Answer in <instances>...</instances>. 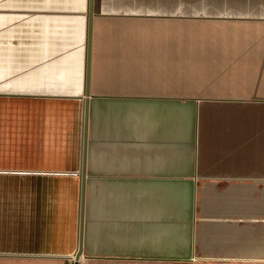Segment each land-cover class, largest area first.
Listing matches in <instances>:
<instances>
[{"label": "crops", "instance_id": "0c3cea01", "mask_svg": "<svg viewBox=\"0 0 264 264\" xmlns=\"http://www.w3.org/2000/svg\"><path fill=\"white\" fill-rule=\"evenodd\" d=\"M27 1L41 5L32 9L64 13L33 19L19 30L16 25L10 28L8 56L0 55L7 68L0 77L27 92L30 101L83 109L89 0ZM110 5L114 4L98 0L92 5L88 178L80 264L191 260L196 252L220 245L221 250H251L235 243L240 231L235 219L241 217L242 202H255L251 193L258 187L242 184L231 174L238 170L234 162H220L221 154H231L227 150L237 134L220 128V118L240 116L225 108L264 104V0H220V34L199 32L195 35L202 39L182 47L162 46L160 37L146 34L139 22L99 18L101 12L117 10ZM83 11L86 14L78 13ZM18 41L23 43L19 50ZM3 50L0 46V53ZM204 106L223 108L212 116L218 119V128L202 120L199 108ZM76 134L77 125L75 138ZM81 150L82 129L80 152H71L69 161L49 169L78 178H70L79 187L78 222ZM73 203L65 197L59 205L69 212L74 211ZM250 213L249 207L248 217ZM77 244L78 235L75 247L53 243L8 248L72 253H17L3 261L74 264L71 255Z\"/></svg>", "mask_w": 264, "mask_h": 264}, {"label": "rangeland", "instance_id": "374dc122", "mask_svg": "<svg viewBox=\"0 0 264 264\" xmlns=\"http://www.w3.org/2000/svg\"><path fill=\"white\" fill-rule=\"evenodd\" d=\"M98 1L114 4L110 6L117 9L101 12L99 18L123 19L130 24L139 22L146 34L155 33L154 36L160 37L162 46L170 43L182 47L187 41H198L202 39L195 35L199 32L205 36L220 34V0ZM27 2L33 4L27 5ZM40 6L36 1L0 0V46L5 49L1 56L9 53L10 28L16 25L19 30L26 28L33 19H49L64 13L32 9ZM78 13L86 14L84 11ZM187 31L189 34H184ZM18 42L19 50L24 40ZM5 62L0 61V72L7 68V64L1 65ZM15 86H10L7 78L0 77L1 264H8L3 260L15 258L17 253H72L22 252L8 248L53 243L75 247L78 235L79 187L70 182V178H78L68 172L49 169L66 159L69 161L71 152H80L83 109L30 101L26 96L28 93ZM221 109L220 106H204L199 108V113L204 115L202 120L209 121L216 129L218 119L212 116L220 114ZM225 109L240 116L220 118V128L223 126L237 132L231 149L227 150L231 154H221L220 162H234L238 170L231 174L239 177L242 184H256L258 187V191L251 193L255 202L251 205L242 202L241 217L235 219L240 230L235 243L240 242V246L251 250H221L220 245V249L196 252L191 260H162L158 264H264V104ZM29 171L35 174L28 175ZM65 197L67 203L73 199L74 211L64 212L63 206L59 205ZM249 207L251 217L247 214ZM222 240L220 235V244Z\"/></svg>", "mask_w": 264, "mask_h": 264}, {"label": "water", "instance_id": "95a60500", "mask_svg": "<svg viewBox=\"0 0 264 264\" xmlns=\"http://www.w3.org/2000/svg\"><path fill=\"white\" fill-rule=\"evenodd\" d=\"M89 27H88V41H87V88L85 91V119H84V130H83V155H82V176H81V187H80V213H79V241L78 248L73 254L74 264H80V260L84 255V231H85V207H86V192H87V159H88V133H89V96L90 92L88 90V82L90 78V68H91V54H92V36L93 27L92 19L94 11L92 8L94 0H89ZM72 259V258H71Z\"/></svg>", "mask_w": 264, "mask_h": 264}, {"label": "bare ground", "instance_id": "6f19581e", "mask_svg": "<svg viewBox=\"0 0 264 264\" xmlns=\"http://www.w3.org/2000/svg\"><path fill=\"white\" fill-rule=\"evenodd\" d=\"M84 119H85V107H83V127H82V150H81V166H82V155H83V130H84ZM80 187H81V176H82V171L80 168ZM81 192V191H80ZM79 210H80V202H79ZM80 213V212H79ZM79 223V222H78ZM78 241H79V226H78ZM78 248V244H77ZM76 248V250H77ZM72 261H74L73 255H71Z\"/></svg>", "mask_w": 264, "mask_h": 264}]
</instances>
